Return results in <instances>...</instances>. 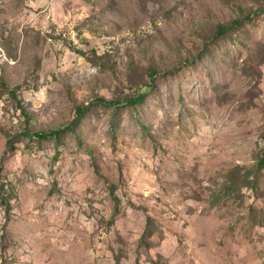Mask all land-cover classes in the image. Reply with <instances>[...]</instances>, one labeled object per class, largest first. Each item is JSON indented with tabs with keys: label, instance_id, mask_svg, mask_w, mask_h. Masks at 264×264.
Listing matches in <instances>:
<instances>
[{
	"label": "rangeland",
	"instance_id": "374dc122",
	"mask_svg": "<svg viewBox=\"0 0 264 264\" xmlns=\"http://www.w3.org/2000/svg\"><path fill=\"white\" fill-rule=\"evenodd\" d=\"M263 153L264 0H0V264H264Z\"/></svg>",
	"mask_w": 264,
	"mask_h": 264
},
{
	"label": "trees",
	"instance_id": "16d2710c",
	"mask_svg": "<svg viewBox=\"0 0 264 264\" xmlns=\"http://www.w3.org/2000/svg\"><path fill=\"white\" fill-rule=\"evenodd\" d=\"M225 31H226L225 28H221V30L219 31V34H222V32H225ZM263 169H264V161L261 162V170H263Z\"/></svg>",
	"mask_w": 264,
	"mask_h": 264
},
{
	"label": "crops",
	"instance_id": "0c3cea01",
	"mask_svg": "<svg viewBox=\"0 0 264 264\" xmlns=\"http://www.w3.org/2000/svg\"><path fill=\"white\" fill-rule=\"evenodd\" d=\"M40 1H44V0H38V2ZM52 1L55 2V1H62V0H52Z\"/></svg>",
	"mask_w": 264,
	"mask_h": 264
}]
</instances>
